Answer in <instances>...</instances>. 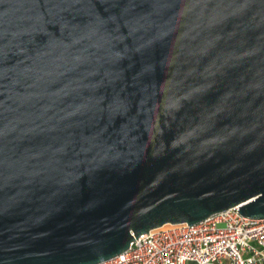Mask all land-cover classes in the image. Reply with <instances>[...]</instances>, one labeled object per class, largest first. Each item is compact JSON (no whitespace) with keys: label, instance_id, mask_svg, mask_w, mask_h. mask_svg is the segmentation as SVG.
I'll list each match as a JSON object with an SVG mask.
<instances>
[{"label":"water","instance_id":"1","mask_svg":"<svg viewBox=\"0 0 264 264\" xmlns=\"http://www.w3.org/2000/svg\"><path fill=\"white\" fill-rule=\"evenodd\" d=\"M231 207L264 219V0H0V264Z\"/></svg>","mask_w":264,"mask_h":264},{"label":"built area","instance_id":"2","mask_svg":"<svg viewBox=\"0 0 264 264\" xmlns=\"http://www.w3.org/2000/svg\"><path fill=\"white\" fill-rule=\"evenodd\" d=\"M100 264H264V219L231 207L198 224L143 233Z\"/></svg>","mask_w":264,"mask_h":264}]
</instances>
